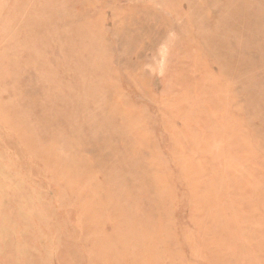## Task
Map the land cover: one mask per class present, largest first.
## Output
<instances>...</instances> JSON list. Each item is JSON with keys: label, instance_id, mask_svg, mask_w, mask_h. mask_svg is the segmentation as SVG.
Listing matches in <instances>:
<instances>
[{"label": "rangeland", "instance_id": "obj_1", "mask_svg": "<svg viewBox=\"0 0 264 264\" xmlns=\"http://www.w3.org/2000/svg\"><path fill=\"white\" fill-rule=\"evenodd\" d=\"M0 264H264V0H0Z\"/></svg>", "mask_w": 264, "mask_h": 264}, {"label": "bare ground", "instance_id": "obj_2", "mask_svg": "<svg viewBox=\"0 0 264 264\" xmlns=\"http://www.w3.org/2000/svg\"><path fill=\"white\" fill-rule=\"evenodd\" d=\"M25 41V40H24ZM216 44V43H215ZM218 45H223L224 43L223 42H221V44L218 42L217 43ZM30 114V113H29ZM26 115H28L27 113H26ZM29 116V115H28Z\"/></svg>", "mask_w": 264, "mask_h": 264}]
</instances>
